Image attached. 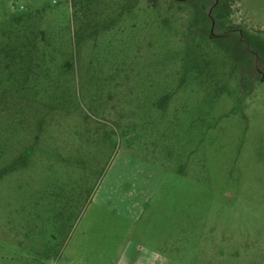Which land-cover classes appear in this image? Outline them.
<instances>
[{
    "label": "rangeland",
    "instance_id": "obj_1",
    "mask_svg": "<svg viewBox=\"0 0 264 264\" xmlns=\"http://www.w3.org/2000/svg\"><path fill=\"white\" fill-rule=\"evenodd\" d=\"M182 179L264 264V0H0V264H126Z\"/></svg>",
    "mask_w": 264,
    "mask_h": 264
},
{
    "label": "crops",
    "instance_id": "obj_2",
    "mask_svg": "<svg viewBox=\"0 0 264 264\" xmlns=\"http://www.w3.org/2000/svg\"><path fill=\"white\" fill-rule=\"evenodd\" d=\"M182 180V186L178 189L175 197H169L171 194L168 192L171 189L164 188L162 194L159 191L146 193L149 201L143 199V195L140 193L141 199L137 200L130 208L122 209L121 204L115 208V215L121 213L125 216L139 217L145 227L140 229L137 236L156 242L150 252L145 243L138 242L136 257L127 261L126 264H185L181 259L184 256L182 245L187 240L193 239L192 237H200L202 241H206L208 235L210 236L209 240L212 241V250L204 255L211 258L214 255L212 259L215 264H251L249 256L250 254L254 255L255 252L250 248L255 249L259 245V240L255 242L243 236L240 248L239 243L234 241V236L231 234L232 220L230 214L226 213L227 202L219 201L220 207L223 208V212H219L215 194L208 191V202L211 203L212 211L205 214L199 210V206H196L195 203L194 205L185 203L184 196L191 190L184 185L190 183L187 181L190 179ZM193 184L195 187V181ZM201 184L199 180L196 182L198 190L195 191H200ZM152 198H155L156 202L150 203ZM253 258L255 257L253 256Z\"/></svg>",
    "mask_w": 264,
    "mask_h": 264
}]
</instances>
